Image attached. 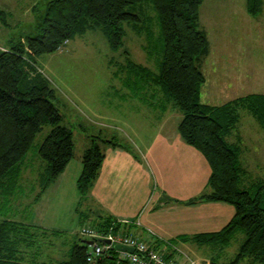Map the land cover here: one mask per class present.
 I'll use <instances>...</instances> for the list:
<instances>
[{
	"label": "trees",
	"instance_id": "1",
	"mask_svg": "<svg viewBox=\"0 0 264 264\" xmlns=\"http://www.w3.org/2000/svg\"><path fill=\"white\" fill-rule=\"evenodd\" d=\"M203 1L151 0L159 28L154 40L151 25L145 24L133 5L140 0H47L35 33L0 47V196L13 195L26 168L27 153L44 124L52 128L37 148V155L45 164L33 201L73 157L72 132L61 124L63 115L54 103L55 90L37 59L57 51L76 36L99 30L110 52L124 57L115 72L126 73L127 81L134 86L146 83L161 88L181 112L177 125L181 138L207 160L210 174L206 188L186 203L222 201L235 209L221 230L181 236V240H192L198 245L219 244L223 248L237 233H242L243 240L228 262L210 259L206 264H264V181L245 184V170L238 160L239 146L227 140L239 122V110H246L264 132V93L246 94L221 105L201 101L205 74L199 64L209 52L207 35L199 22ZM130 5L133 6L128 8ZM261 7L262 0H246L250 14H259ZM5 17L6 12L0 8V26L6 24ZM125 24L142 33L144 51L157 56L156 71L129 58L124 42ZM109 144L124 147L112 138L94 135L82 153V167L76 179L80 200L90 192ZM97 224L102 233L119 229L109 216H102ZM27 230L8 216L0 215V264H129L127 260H118L114 247L94 262L87 261L88 239L81 238L73 241L62 258L46 261L23 250L29 249V242L34 241L27 236ZM173 244L175 241L158 242L153 247L169 260L176 251Z\"/></svg>",
	"mask_w": 264,
	"mask_h": 264
},
{
	"label": "crops",
	"instance_id": "2",
	"mask_svg": "<svg viewBox=\"0 0 264 264\" xmlns=\"http://www.w3.org/2000/svg\"><path fill=\"white\" fill-rule=\"evenodd\" d=\"M233 10L236 11V8L233 7ZM243 11L252 17L259 15H253L247 11L246 0ZM2 38L0 47L8 44V39L4 36ZM207 39L209 52L199 64L205 74V82L201 86L203 103L221 105L246 94L264 93L261 89L263 82L256 72H260L259 67H256L257 63L259 65L256 58L249 57L250 67L246 68L247 61L244 57L226 54L223 57L220 55L215 57L208 35ZM233 42L235 46H239L240 42ZM230 43L227 41L223 44L226 46ZM236 64H240L239 76H235L234 70L229 73V66L234 68ZM214 65H217L216 70H213ZM111 75L115 79H125L118 88L112 87L113 94L120 96L117 100L125 104V107L121 108L115 100L112 102L116 105L115 113H108L109 108L104 111L107 113H98L99 109L96 108L92 110L89 108V111L94 114V118L97 117L100 120L101 126L108 127L109 124H113L114 130L118 128L126 132L125 136L132 141L133 147L123 143L119 144L124 147L110 144L105 147V157L99 174L83 200H79L76 188V179L82 164L80 161L73 163V160H70L65 169L45 188L36 201L33 200L39 190V182L32 201L25 202L22 201L23 198L17 199L15 203L20 209L18 218L6 215L8 211L5 209H0V212H6L5 215L2 212L0 215L9 216L10 219L28 228L27 236L29 239L33 237L34 241L29 242V249L23 248V250L29 255H37L46 261L59 259L68 251L69 246L65 242L54 244L51 238L63 234L59 224L60 208L65 207L66 202L69 203L68 199L71 198L75 201L76 212H79L78 218L75 217L80 226H82L81 222L89 220V216H92L91 221L94 223L98 222L102 216H109L119 225L116 232L129 233L149 246L153 247L158 242L168 244L175 241L173 246L176 251L173 259L179 264H184V254L195 259L202 245L192 240L183 241L181 236L189 237L195 234L217 232L231 220L235 209L231 204L222 201L203 200L186 203L205 190L210 167L203 154L181 138L177 129L182 117L181 112L166 98L161 88L151 87L146 83L137 86L129 84L126 73L114 71ZM222 95L226 96L225 101L215 103L217 102L215 98ZM139 104H142V110L146 108L147 112H142ZM102 119L109 123H105ZM255 123L259 125L257 121ZM232 132L228 135L232 140L228 141L239 146L238 160L245 170V175L253 166L264 168V156L263 160L259 159L255 163L249 158L250 151L247 146L251 141L249 135L243 137L241 141V135L234 136ZM98 135L119 142L114 132L110 137ZM89 136L88 144H90L91 136L94 135ZM26 171L27 169L24 168L22 173ZM22 208L31 209L28 217L23 218L22 213L25 214L26 210ZM38 235L45 238L39 253L36 249L38 243H35ZM222 249L217 247V250Z\"/></svg>",
	"mask_w": 264,
	"mask_h": 264
},
{
	"label": "rangeland",
	"instance_id": "3",
	"mask_svg": "<svg viewBox=\"0 0 264 264\" xmlns=\"http://www.w3.org/2000/svg\"><path fill=\"white\" fill-rule=\"evenodd\" d=\"M46 1L0 0V8L6 12V24L1 23L0 26L2 31L0 39L2 40L4 36L8 39L9 43H12L27 34L33 35L34 31H36V24L40 21L45 11ZM150 1L140 0V2L133 5L141 19L146 22L145 24L151 25L153 29L152 36L156 40L159 28ZM244 1L204 0L200 6V28L206 31L215 57L219 55L223 57L224 54L244 57L245 61H247L246 68L250 67L248 58H256V61L260 65L256 64V67L258 66L260 69V72H256L263 82L261 89L264 90V0H262L259 15L255 17L244 13ZM231 3L236 8V11L233 10V7L230 5ZM133 5H130L128 8H131ZM227 7L228 10H226ZM130 26L124 25V42L130 52L129 58L135 63L156 71L157 56L155 54H147L144 51L143 47L145 44L142 46L144 42L142 33H139ZM227 41L231 43L225 46L223 43ZM233 41L240 42L239 46H235ZM123 58L115 56L110 52L107 41L99 30H90L81 36L68 40L57 51L42 54L37 59L39 67L55 90L56 99L54 103L63 115L61 124L67 126L72 132L74 148L73 157L70 160H73V163L77 161L81 162L82 153L89 145L87 140L90 137L89 135L100 134L110 137L111 133L114 132L116 133L115 137L119 139V143L133 147L132 141L129 140L128 136H125L126 132H122L118 128L114 130L112 128L113 124H109L111 127L101 126L100 120L97 117L94 118V114L89 111V108L91 110L96 108L99 109L98 113H103L109 108L108 113H115L117 111L115 109L116 105L112 104L115 100L121 108L125 107V104L117 100L120 97L119 93L117 94L118 96L114 95V89L112 88H118L125 79H115L111 75L123 63ZM216 66H213V70L217 69ZM239 66L240 64L234 65V68L233 66H229V73L234 70L235 76H239ZM225 99V95L216 97L215 101L217 102L215 103L225 101ZM129 102L137 104L133 101ZM142 106V104H139L141 111L147 112L146 108L142 110ZM239 112L240 119L235 129H233L232 135L240 134L241 141H243V137L245 138L249 135L251 141L247 146L250 151L249 158L251 162L255 163L259 159L263 160L264 133L259 125L255 123L256 120L246 110H239ZM102 121L107 124L109 123L105 119H102ZM248 122L249 127H247ZM121 127L126 128L124 125H121ZM51 128L50 124H44L37 133L33 145L27 153L25 164L27 171L24 174L22 173L19 185L11 193L13 195L10 198L0 196V209L7 210L8 214L6 215H13L17 218L20 216V209L17 208L18 204L16 205L15 203L17 199L22 200L23 198L24 200L22 201L25 202L32 201L31 199L36 192L35 190L38 188V176L42 173L45 164L38 157L37 148ZM227 140L231 141L232 139L227 136ZM248 170L249 173L244 176L246 185L255 181H264V168L253 166ZM67 189L69 190V188ZM68 201L69 203L66 202L65 207L60 208L59 224L63 230V234L61 236H54L51 238V241L54 244L65 242L70 247L73 241H80V238L88 239L78 234L82 226L93 227L99 230V224L92 222V216H89V220H84L81 222L82 226H80V223L76 219L79 212H76L74 208L75 201H72L71 198ZM22 209L26 210V215L22 213L23 218L28 217L31 209ZM81 210L85 211L84 208H81ZM1 212L3 215L6 213L5 211ZM242 240L243 234L237 233L221 251L217 250V247H221L219 244L213 245L214 247L202 245L200 251L197 253L198 256L195 258L196 260L186 254L184 255L192 259L196 264H206L209 259H216L219 262L226 263L234 256ZM44 242L45 238L38 235L37 239H35V243H38L37 251L39 249V251L42 250L41 246ZM184 260V263H186L188 259L184 258Z\"/></svg>",
	"mask_w": 264,
	"mask_h": 264
},
{
	"label": "built area",
	"instance_id": "4",
	"mask_svg": "<svg viewBox=\"0 0 264 264\" xmlns=\"http://www.w3.org/2000/svg\"><path fill=\"white\" fill-rule=\"evenodd\" d=\"M79 235L92 240L88 244L86 250V259L89 262H94L100 258L107 250H109L115 244H122L133 247V252L118 251V260H127L129 264H179L173 258L165 259L161 251L149 246L146 242L140 240L136 236L129 233L122 234L119 232H113L109 230L106 233H102L93 227L82 226L79 231ZM100 240H106L100 241ZM187 260L184 264H196L192 259L184 255ZM183 264V263H181Z\"/></svg>",
	"mask_w": 264,
	"mask_h": 264
},
{
	"label": "water",
	"instance_id": "5",
	"mask_svg": "<svg viewBox=\"0 0 264 264\" xmlns=\"http://www.w3.org/2000/svg\"><path fill=\"white\" fill-rule=\"evenodd\" d=\"M101 242L102 241H105V242H107L106 240H100ZM92 242V240H86L85 241V243H87V244H89V243H91ZM113 247L117 250V251H126V252H133L134 251V249H133V247H131V246H126V245H122V244H115V245H113Z\"/></svg>",
	"mask_w": 264,
	"mask_h": 264
}]
</instances>
